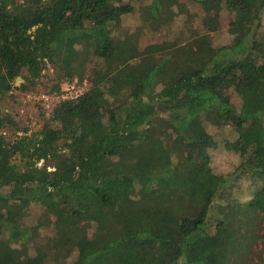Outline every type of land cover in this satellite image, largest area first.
Segmentation results:
<instances>
[{
	"label": "trees",
	"instance_id": "trees-1",
	"mask_svg": "<svg viewBox=\"0 0 264 264\" xmlns=\"http://www.w3.org/2000/svg\"><path fill=\"white\" fill-rule=\"evenodd\" d=\"M132 11L0 0V101L88 79L37 130L0 111V264H264V0H143V49Z\"/></svg>",
	"mask_w": 264,
	"mask_h": 264
},
{
	"label": "rangeland",
	"instance_id": "rangeland-1",
	"mask_svg": "<svg viewBox=\"0 0 264 264\" xmlns=\"http://www.w3.org/2000/svg\"><path fill=\"white\" fill-rule=\"evenodd\" d=\"M116 3H128L133 6V11L127 14L122 15L121 17V23L117 31V35L120 37H125L128 35L134 34V32L137 29L141 30L140 35L136 38V44L138 45L139 49H143L147 43L155 38L153 32L149 31L148 24H144L142 19V4L143 0H114ZM198 9L197 11H199ZM230 17V16H229ZM178 21H173L172 24L169 27V35L170 37H174L177 34L182 33V29L180 28L182 24H179ZM200 23V20H196L194 25H198ZM262 25L264 26V15L262 16ZM184 36L188 35V31L186 30L184 33ZM229 39V33L226 26H221L219 29L213 31L212 33V42L215 45H220L221 43H224ZM137 60V58H136ZM107 64L103 62L102 60L96 59L94 62L90 64V67H103L106 69ZM114 63L108 64V66H112ZM54 79V71L51 66H48L47 69L43 71V76L40 79V83L38 84L39 91L37 92H27V91H16L14 90L13 97L9 95H5L2 100L0 101V111L2 113H11V114H17L22 117L23 120H25V123L27 127L29 128V131L37 130L40 128L42 124V117L39 115V107H41L40 104L37 103V97L39 94L44 93L43 90L47 89L46 87H49ZM22 79L20 77H17L15 80V83L18 84L21 82ZM63 87V86H62ZM46 117V116H45ZM6 133V132H5ZM215 154L217 152H214ZM215 164L219 169H226L227 162L224 159L223 156H215L214 157ZM42 161L38 163V165H41ZM229 165V164H228ZM247 183L244 179H237V181H234V185L231 186L232 192L226 194L228 197L233 198H240L244 199L246 196H249L247 191ZM264 232V223H263V229L261 230Z\"/></svg>",
	"mask_w": 264,
	"mask_h": 264
},
{
	"label": "built area",
	"instance_id": "built-area-1",
	"mask_svg": "<svg viewBox=\"0 0 264 264\" xmlns=\"http://www.w3.org/2000/svg\"><path fill=\"white\" fill-rule=\"evenodd\" d=\"M88 88V79L74 78L71 81H66L59 93H42L37 97V101H40L41 108L44 116H49L54 107L64 100L75 99L79 95L83 94Z\"/></svg>",
	"mask_w": 264,
	"mask_h": 264
}]
</instances>
